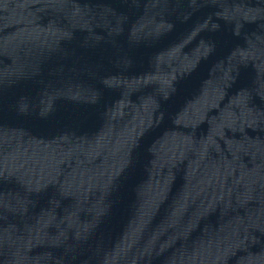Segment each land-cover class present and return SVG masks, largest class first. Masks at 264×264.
I'll return each instance as SVG.
<instances>
[{"label":"water","instance_id":"water-1","mask_svg":"<svg viewBox=\"0 0 264 264\" xmlns=\"http://www.w3.org/2000/svg\"><path fill=\"white\" fill-rule=\"evenodd\" d=\"M0 264H264V0H0Z\"/></svg>","mask_w":264,"mask_h":264}]
</instances>
